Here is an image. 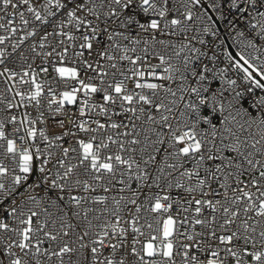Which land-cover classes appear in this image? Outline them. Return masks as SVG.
<instances>
[{
	"label": "snow or ice",
	"instance_id": "1",
	"mask_svg": "<svg viewBox=\"0 0 264 264\" xmlns=\"http://www.w3.org/2000/svg\"><path fill=\"white\" fill-rule=\"evenodd\" d=\"M174 2L0 0V30L7 33L0 35L5 46L0 48L5 86L0 112L7 113L0 120V234H8L0 235V264H65L66 258L67 264H264V98L250 106L260 115L244 108L252 86L264 89V61L257 64L258 57L245 55L246 49L264 50V0H227L235 17L227 23L235 28L242 21L244 30L237 29L235 36L246 41L235 56L224 52L229 69L209 67L202 60L208 53L193 45L194 36L185 35L179 48L164 38L186 33L195 20L204 24L200 31L217 36L213 14L224 19L221 0H185L178 14L172 11ZM41 25H51L52 31L45 28L39 44L30 45L31 53L53 66L67 90L58 92L51 83L45 89L39 76L48 67L38 66L37 72L28 63L18 72L6 65ZM18 31L24 34L8 51L7 42ZM50 36L56 43L44 52ZM69 56L75 66L65 64ZM17 58L29 60L23 52ZM208 59L219 57L213 53ZM230 69L250 82L227 80L231 100L212 91L209 81V75L223 77ZM23 85L30 91L18 90ZM94 94H102L103 102H94ZM42 98L54 113L64 110L67 116V122H56L61 131L51 137L36 127L44 122L43 111L36 119L27 112L20 118L13 114L28 105L39 109ZM72 105L78 116L66 110ZM97 109L104 122L82 119ZM217 112L222 119L212 116ZM201 121L210 125L207 131L198 129ZM22 129L25 135L13 138ZM106 129L113 134L106 135ZM164 144L166 158L158 161L155 153L161 149L154 145ZM110 145L115 151H108ZM136 146L140 162L133 155ZM37 160L41 176L29 183ZM188 160L195 167H185ZM150 165H158L152 169L157 175H151ZM145 187L158 191L149 196ZM173 187L187 196L173 201L167 191ZM38 190L51 194L38 198Z\"/></svg>",
	"mask_w": 264,
	"mask_h": 264
},
{
	"label": "built area",
	"instance_id": "2",
	"mask_svg": "<svg viewBox=\"0 0 264 264\" xmlns=\"http://www.w3.org/2000/svg\"><path fill=\"white\" fill-rule=\"evenodd\" d=\"M185 2V0H175L174 4L172 5V11L174 14H178L179 12L184 11V9L181 7V4H183ZM206 3V0H205ZM221 12L224 14V19H217L216 17L219 16V13L213 14L214 20H215V26H216V32H217V36H212L211 34H206L203 33L202 31H200V29L204 26L203 22L201 20H195L192 23H189L188 25H186L187 27V32H181V31H176L175 34H169L164 36L165 39L169 40L171 43L176 44L177 48H179V45L181 42H186L183 40V37L185 35L187 36H194L196 37V39L192 40V43L195 47L197 48H201L203 51L208 53V56L202 57V60L205 61L206 63L209 64V67H212V63H215L217 65L218 69H229V64L230 62L227 59V56L224 55V52H230L233 54V56H235L236 53L241 52L242 49H244V46L246 44V41L242 38L236 37V30H244L243 27V22H239L236 24L235 28H232L228 25L227 21L229 20H234L235 17L233 15L229 14V8H230V4L227 2V0H221ZM189 7L193 8V13L194 15H199V12L197 11V7L196 6H192L191 4H189ZM23 10V9H21ZM15 10L13 9H9V12H14ZM232 12L235 13V9H232ZM0 15H3L2 13H0ZM239 14H237L238 16ZM26 18L30 19V27L28 28L29 31L32 30V18H31V14L26 13ZM7 19V17H6ZM12 19L14 20L15 24H19V17L15 16L12 17ZM54 19V18H53ZM0 22H4V21H0ZM58 22V21H57ZM38 24V22H35ZM45 28L47 29L48 32L52 31V26L51 25H41L39 26V28L37 29V36L36 37H30L28 38L24 44H22L20 46L19 49H17V53H14L12 57H9V60L6 61V65L8 67L14 68L16 71L20 72L23 69L27 68V64L31 63L33 65V68L38 72L39 71V67L38 66H44V67H48L49 68V72L47 74L41 73L39 76V80L42 81L44 83L45 89H47L49 83L52 84V86L54 88H56V90L59 91H64L67 90L64 83L63 82H58V77H56V74L53 70V66L49 63H43V56L41 57H35L34 53H31V49H30V45L33 43H36L37 45L39 44V37L41 35L44 34V30ZM7 33H5L3 30H0V35H6ZM24 33L22 31H18L16 33L15 36L12 37V39L10 41L7 42V50L11 51V44L13 42H15L16 40H18L19 36L23 35ZM235 37V39H234ZM57 39H62V37H58ZM200 41H204V44L202 45L200 43ZM50 42V43H49ZM49 42H46V47L43 50L44 52L50 51L51 46L54 45L56 43L55 40L52 39V37H49ZM215 42V43H213ZM5 47L3 45H0V48ZM260 47L262 49H264V44H261ZM38 51H40V49H37ZM169 54H171V49L167 50ZM23 52L26 56L29 57V60L27 63H23L21 62L18 58L17 55L18 53ZM213 53H215L219 59L217 61L214 62H209L208 57H210ZM251 54L252 56H256L258 57L256 63L259 64L261 61H264V50L259 51V52H254L251 49H246L245 50V55H249ZM183 55V54H182ZM72 57L69 56V58L66 59L65 64H67L68 66H75L72 65L70 63ZM174 63L176 62L175 60L173 61ZM3 66H0V69H2ZM241 76L242 73H239L236 69H230L227 71H224L223 73V77H221L220 75H217L215 79H213L211 77V75H209V81L211 83V90L214 92H224L225 95L228 97L229 100H231L232 98V90L229 88L228 84H227V80L229 79H235L238 81V84H241L242 86H247L248 83L250 82H244L241 80ZM112 77L109 76L106 78V80H111ZM95 83H99V81H94ZM69 83H74V82H69ZM4 84L3 81H0V91H3L4 89ZM18 90L20 91H24V92H29L30 91V87L28 85H23V86H18ZM238 90H243V88L238 89ZM252 93L253 95L249 96L247 93L245 94V100L246 103L244 104V108L248 109L249 111H251L253 113V115H260L259 112L256 111V109L254 107H250L253 104V101H259L261 98H264V89H257L255 88V86H252ZM101 95L102 94H94L93 95V101L97 102V103H102V99H101ZM9 99H11V94H8ZM16 102H19V97H16ZM26 105H28V101L25 100L24 102ZM2 107V106H0ZM55 106H53L54 108ZM66 110L70 113V114H75L78 116V112H76V106L72 105V106H66ZM118 106H117V109ZM210 110V108H209ZM43 111L44 112V122L43 123H37L36 127L38 129H44L46 134H48L50 137L53 134H59V132L61 131L58 127H57V121L60 119H64L67 122V116L65 115V111L62 110L60 113H54L52 110H50L47 107V102L45 98H42V106L37 109L32 105H28L25 108L22 109H14L13 110V114L17 115L18 118L21 117V114L23 112H27L30 114V119H36L40 112ZM204 110L201 109V113H203ZM7 116V113L4 112H0V120H5ZM212 116H216L222 119V114L220 113H212ZM211 118V117H210ZM82 119H99L101 122H104V120L106 119L104 116L99 115V110L97 109L96 112L93 113H89L88 115H86L85 117H83ZM113 120H119L120 118L113 116L112 117ZM138 123V122H137ZM91 127H95V125H91ZM210 125L204 124L203 121L200 122V124L198 125V129L201 132L207 131L209 129ZM13 126L12 125H7L6 130L11 132ZM73 131H75V129H73ZM123 131V129L121 130ZM105 134H113V130L112 129H106ZM15 135H25L24 130L22 129L18 134H14L13 138L15 137ZM86 135H91V134H84V133H78V136H80L81 138L85 137ZM98 139L100 138V133L96 134ZM152 139H155V137H151ZM68 142V144H73V138L71 137H66L65 138ZM18 146L21 143L20 141L17 142ZM28 143H32L31 141H29ZM40 146L42 148H44V142L40 141ZM67 146V145H66ZM115 145H110V149L108 151H115ZM137 147V151L136 153H134V158L140 162V153H139V146ZM154 147L156 148H160L161 151L158 153H155V155H157L158 157V161H163L166 158V152L164 151V149L167 148V144L164 145H154ZM49 150L44 148V154L47 155V152ZM53 155H57L58 150L57 149H51ZM149 151H151V148L149 149ZM125 155V154H122ZM144 158L146 159L147 156L146 154L144 155ZM3 158L0 157V160H2ZM4 163H8L10 167H14V162L13 161H8V160H4ZM168 162H172L171 159H169ZM39 164L40 161L37 160L36 161V165L37 168L34 172L33 175H30L29 177V183H35L36 181L39 180L41 173L39 172ZM143 166V165H141ZM185 167L188 168H193L195 167V161L193 160H188L185 161ZM158 168V165H150L149 166V171L151 172L152 176L157 175V171H152V169ZM17 173H18V169H16ZM53 172H55V169H52ZM201 171V175H203V169L200 170ZM173 175H177L176 173H174ZM125 179H127V177H125ZM194 180L193 179V184H194ZM132 186L135 188L136 187V181L133 179L131 181ZM215 186V185H214ZM119 187V185H117V188ZM163 187V185H162ZM23 191V190H21ZM158 191L157 189H155V187H153L152 189H147L145 187V193H147V195H151L153 192ZM168 193L171 195L173 201H177L180 200L182 197H186L187 194L182 190V189H177L175 187L168 189L167 190ZM38 198L40 196H44L45 198H47L48 195H50L51 193L48 191H39L38 190ZM98 194H104L102 192V190H98ZM112 195H115V191H113L111 193ZM18 200L21 198L20 196L16 197ZM144 199V193L141 194V200ZM8 204V200L6 199L4 202V207H7ZM173 211H175V208L173 209ZM187 228V226H185ZM188 231H191L190 228L187 229ZM0 235H8V234H0ZM248 258L245 257V260H247ZM65 264H67V258L65 260ZM177 264H180L179 260L177 261Z\"/></svg>",
	"mask_w": 264,
	"mask_h": 264
}]
</instances>
